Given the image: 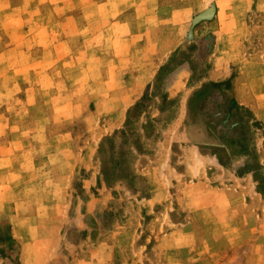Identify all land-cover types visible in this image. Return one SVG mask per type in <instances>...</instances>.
Returning a JSON list of instances; mask_svg holds the SVG:
<instances>
[{"label":"rangeland","instance_id":"374dc122","mask_svg":"<svg viewBox=\"0 0 264 264\" xmlns=\"http://www.w3.org/2000/svg\"><path fill=\"white\" fill-rule=\"evenodd\" d=\"M0 264H264V0H0Z\"/></svg>","mask_w":264,"mask_h":264}]
</instances>
